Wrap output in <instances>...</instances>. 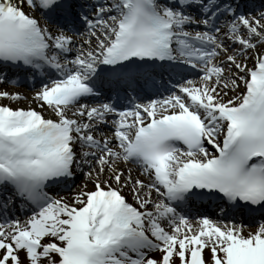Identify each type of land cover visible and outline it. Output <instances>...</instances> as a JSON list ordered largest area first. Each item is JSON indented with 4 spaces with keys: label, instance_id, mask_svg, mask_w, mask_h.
Wrapping results in <instances>:
<instances>
[{
    "label": "snow or ice",
    "instance_id": "1",
    "mask_svg": "<svg viewBox=\"0 0 264 264\" xmlns=\"http://www.w3.org/2000/svg\"><path fill=\"white\" fill-rule=\"evenodd\" d=\"M0 85V264H264V0H0Z\"/></svg>",
    "mask_w": 264,
    "mask_h": 264
},
{
    "label": "bare ground",
    "instance_id": "2",
    "mask_svg": "<svg viewBox=\"0 0 264 264\" xmlns=\"http://www.w3.org/2000/svg\"><path fill=\"white\" fill-rule=\"evenodd\" d=\"M25 94H29L30 95V92H27V93H25ZM26 104V103H25ZM34 106V105H33ZM135 174V173H134Z\"/></svg>",
    "mask_w": 264,
    "mask_h": 264
},
{
    "label": "rangeland",
    "instance_id": "3",
    "mask_svg": "<svg viewBox=\"0 0 264 264\" xmlns=\"http://www.w3.org/2000/svg\"><path fill=\"white\" fill-rule=\"evenodd\" d=\"M24 106H26V104H25ZM34 106H35V105H34ZM89 187H91V185H89Z\"/></svg>",
    "mask_w": 264,
    "mask_h": 264
}]
</instances>
